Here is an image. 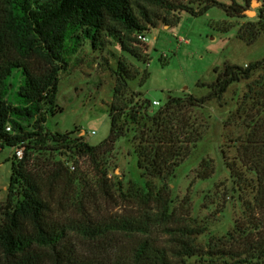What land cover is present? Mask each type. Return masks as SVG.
<instances>
[{
	"label": "trees",
	"instance_id": "obj_1",
	"mask_svg": "<svg viewBox=\"0 0 264 264\" xmlns=\"http://www.w3.org/2000/svg\"><path fill=\"white\" fill-rule=\"evenodd\" d=\"M261 1L257 19L236 31L246 44L264 34ZM213 6L228 17L244 13L235 0H0V148L22 147L21 158L8 157L10 176L0 203V264H264V57L245 65L225 62L214 68L211 82L195 83L207 87L205 94L170 95L158 106L129 89L128 81L138 77L141 84L147 70L119 59L105 139L91 145L76 134L78 129L51 132L44 127L47 115L60 109L55 104L60 74L84 44L99 52L110 39L124 57L147 64V45L140 35L160 22L177 24L181 12L199 16ZM256 71L259 76L247 87L262 113L253 115L236 149L243 171L252 174L247 185L253 194L230 232L198 244L196 235L206 229L172 226L168 187L152 181L170 178L201 138L202 124L192 111L219 101L231 84ZM15 72L21 79L10 99ZM130 131L143 184L125 187L120 179L107 178L103 167L95 186L104 196L117 193L123 202L153 203L154 218L141 210L108 218L94 215L87 206L95 194L76 175L71 158L86 156L97 168L99 156ZM226 165L241 179L242 171Z\"/></svg>",
	"mask_w": 264,
	"mask_h": 264
},
{
	"label": "rangeland",
	"instance_id": "obj_2",
	"mask_svg": "<svg viewBox=\"0 0 264 264\" xmlns=\"http://www.w3.org/2000/svg\"><path fill=\"white\" fill-rule=\"evenodd\" d=\"M235 1L244 10H254L255 13L228 17L221 8L213 6L199 16L181 12L178 23L173 26L160 22L151 27L145 33L149 55L147 64L124 57L110 39L99 52L84 44L68 60L67 72L60 74L55 94V104L60 109L47 115L45 129L51 132L78 129L76 134L91 145L105 139L109 131L108 104L114 84L113 71L119 59L148 72L141 84L138 77L130 79L129 89L149 100L163 103L170 95L178 96L184 92L194 96L205 94L207 87H198L195 83L198 80L211 82L215 77L214 68H221L225 62L245 65L263 58L264 34L250 44L236 36L237 29L242 28L245 22L257 19L263 3L256 0L257 4L252 6V0ZM259 74L256 71L250 79L231 84L219 101L213 100L202 108L194 109L193 114L202 124L201 138L170 178L152 181L157 186L165 183L168 187L172 226L186 224L206 229L196 235L198 244H205L211 236L222 237L230 232L234 222L241 218L244 201L253 194V189L247 185L252 174L243 171L236 149L249 131L247 125L253 115L257 110L262 113L261 107L254 103L256 95L247 87ZM20 79V72H15L10 78L9 82L13 84L9 89L10 99ZM132 137L130 131L126 137L118 139L108 154L99 156L97 168L86 156L71 158L77 167L76 175L95 194L87 206L92 214L108 218L141 210L154 218L156 207L153 203L123 202L117 193L112 198L104 196L102 188L95 186L103 167L107 178L111 181L120 179L125 187L129 182L138 186L143 184L136 166ZM12 153L13 149L7 145L0 148V203L6 196L10 176L8 157ZM201 162L203 165L199 167ZM226 162L243 172L241 179L231 175ZM202 173L209 176L203 178ZM153 230L157 235L159 229L155 227Z\"/></svg>",
	"mask_w": 264,
	"mask_h": 264
},
{
	"label": "built area",
	"instance_id": "obj_3",
	"mask_svg": "<svg viewBox=\"0 0 264 264\" xmlns=\"http://www.w3.org/2000/svg\"><path fill=\"white\" fill-rule=\"evenodd\" d=\"M139 38L145 42L146 41V37L145 35H140ZM151 104L152 106H158L160 104V102L158 100H151ZM6 130H9V126H6ZM13 154L17 157V158H21L22 156V147H14L13 148ZM70 169H75L74 164L70 163L69 164Z\"/></svg>",
	"mask_w": 264,
	"mask_h": 264
},
{
	"label": "water",
	"instance_id": "obj_4",
	"mask_svg": "<svg viewBox=\"0 0 264 264\" xmlns=\"http://www.w3.org/2000/svg\"><path fill=\"white\" fill-rule=\"evenodd\" d=\"M257 4V1L256 0H252L251 1V5L254 6ZM244 13L247 14V15H253L255 12L254 10H244Z\"/></svg>",
	"mask_w": 264,
	"mask_h": 264
}]
</instances>
